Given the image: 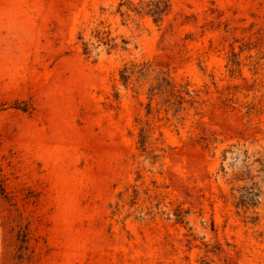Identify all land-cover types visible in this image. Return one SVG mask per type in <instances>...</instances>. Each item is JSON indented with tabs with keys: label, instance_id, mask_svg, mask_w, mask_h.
I'll return each mask as SVG.
<instances>
[{
	"label": "rangeland",
	"instance_id": "1",
	"mask_svg": "<svg viewBox=\"0 0 264 264\" xmlns=\"http://www.w3.org/2000/svg\"><path fill=\"white\" fill-rule=\"evenodd\" d=\"M127 1L0 0V264H264V0Z\"/></svg>",
	"mask_w": 264,
	"mask_h": 264
},
{
	"label": "trees",
	"instance_id": "2",
	"mask_svg": "<svg viewBox=\"0 0 264 264\" xmlns=\"http://www.w3.org/2000/svg\"><path fill=\"white\" fill-rule=\"evenodd\" d=\"M143 2H140L133 10H131V6L133 5L129 0L127 2H121L119 4V12L121 15H125L126 13L122 12V8L126 7L127 10H131L133 12L141 13L142 10L147 9V15H151L154 17L155 22H159L162 19L163 14L166 12V8L168 7L166 0H154L146 3V5ZM84 52L85 54H90V50L88 48V44L84 43ZM135 66V65H133ZM127 67L121 72L122 81L125 82L130 78V75L128 73V70H126ZM145 69V68H144ZM144 69H142L140 72H143ZM133 71V70H132ZM133 73V72H132Z\"/></svg>",
	"mask_w": 264,
	"mask_h": 264
}]
</instances>
